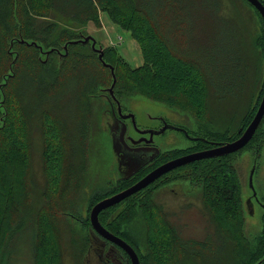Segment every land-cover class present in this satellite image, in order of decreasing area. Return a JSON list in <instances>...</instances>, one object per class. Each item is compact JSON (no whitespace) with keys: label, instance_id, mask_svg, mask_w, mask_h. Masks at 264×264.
I'll use <instances>...</instances> for the list:
<instances>
[{"label":"trees","instance_id":"16d2710c","mask_svg":"<svg viewBox=\"0 0 264 264\" xmlns=\"http://www.w3.org/2000/svg\"><path fill=\"white\" fill-rule=\"evenodd\" d=\"M54 1L56 0H0V264H4L10 258L7 241L15 233V229L22 225L19 209L22 207L25 191L28 160L26 142L30 139V130L26 133L25 125L26 122L28 124L26 97L30 93V98L35 101V97H53L61 93L59 92L61 90L71 88L74 91L76 101L73 100V104L77 109L75 118L78 126L76 130L79 132V144L86 153V160L80 163L81 173L87 171L88 161L93 155L90 146L96 129L91 120L93 118L96 120L97 111L99 113L104 106H108L105 101L104 103L98 101L101 91L112 82L110 69L98 59V53L92 49L91 41L70 43L86 34L75 29L57 30V23L53 20L40 21L47 18L55 8L57 4ZM66 1H69L68 3L76 1L77 4H74L77 7L82 5L80 9L82 13L93 11L94 4L91 0ZM203 1L212 5L211 1L221 0ZM97 2L99 9L105 12L111 21L130 31L142 54L143 63L133 67L113 46L102 47L104 61L114 68L116 81L113 91L117 99L121 102L128 96H143L199 118L200 110L212 96L209 95L204 74L199 69L201 66L194 63V60L198 59V51L191 50L190 35L194 19L189 2L187 0H97ZM218 9L220 8L216 7L217 11ZM254 11L261 21V32L257 41L256 38H252V44L264 51V21L258 12ZM219 15L223 18L222 13ZM92 20L98 23L94 13ZM86 21L78 23L83 24ZM98 45L101 44L97 43L96 46ZM178 46L182 47L180 55L176 54ZM28 50L32 53L31 56L24 57L30 61L29 68L33 71L27 70L28 77L24 78L19 66L23 62L24 52L27 53ZM208 63L205 61L202 64ZM25 88H28V91H25ZM263 92L264 80L256 95V104ZM71 96L73 98L72 94ZM250 96H254L253 91L250 92ZM77 97L80 99L79 102ZM42 103L43 99L39 119L43 139V169L49 185H54L58 180L62 187L65 172L69 175L78 173L75 166L65 163L70 148L67 135L69 127L63 126L64 123L52 115L51 106L41 107ZM256 104L249 112L245 110V114L239 118L241 124L235 133L217 136L219 140L211 134H204L203 137L215 138L217 141H231L237 138L252 119ZM99 120L100 117L98 122ZM263 121L264 117L249 142L240 150L195 160L171 170L158 184H151L135 196L131 195L123 200L130 203L123 211H112L110 216L106 212L109 208L100 211L99 221L106 219H103V214L109 218L107 225L127 237L139 257L140 264H168L175 259L173 250H176L178 243L174 239L173 225L160 215L162 207L155 204L154 192L159 187L171 183L185 182L190 185L189 187L197 186L199 189L201 200L219 239L214 240L209 234L202 240L182 239L180 244L185 243L189 247L193 245V250L197 248L201 250H195L193 253L186 250L175 260L195 258L197 252L209 249L215 255L220 252L222 246H225L229 251L225 259L218 264H264V197L261 203L262 233L259 234L258 240L251 244L243 232L245 209L238 174L232 162L237 153L250 147L259 155L264 145ZM206 146L205 142L196 140L192 142L190 150L207 149ZM188 151L189 149L163 151L159 158L165 160ZM67 160L71 162L69 157ZM145 172L142 171L135 180ZM129 184L131 183L114 185L111 188L97 187L95 194L88 199L86 215L81 221L83 233L78 234L83 256L90 246L89 209L101 198L116 193ZM71 191L80 192L77 186L72 187ZM144 192L147 200L140 203L139 197L143 196ZM64 198L59 200L60 210L69 208V205L73 206L70 201L66 206ZM62 202L65 204L62 205ZM130 207L134 209V213L139 212L138 220L142 218L143 237L141 233L132 232L126 226L130 220L127 215ZM66 215L64 221L68 224L69 218L75 219L71 212ZM30 232L36 238L35 247L33 245L35 253L33 264H61V242L49 212L45 210L43 213H37ZM195 261L200 263V260Z\"/></svg>","mask_w":264,"mask_h":264},{"label":"rangeland","instance_id":"374dc122","mask_svg":"<svg viewBox=\"0 0 264 264\" xmlns=\"http://www.w3.org/2000/svg\"><path fill=\"white\" fill-rule=\"evenodd\" d=\"M91 1L94 4L93 11L85 14L80 12L82 5L77 7L74 4H77L76 1L68 3L69 1L66 0H56L54 1L57 4L55 8L47 18L40 19V21L49 22L53 20L57 23V30H63V28L75 29L83 32V34L91 35L96 44H101L102 47L113 46L118 54L133 67L141 65L143 63L141 50L137 41L131 36L130 31L111 21L107 14L99 9L97 0ZM231 1H211L213 3L209 5L203 0H187L188 5L192 6L189 10L194 19H192L194 24L190 35L191 50L192 52L194 50L198 51V59L196 58L197 60H194V63L201 66L199 69L204 74L209 95L212 96L206 106L200 110L199 118L191 113H184L180 109L143 96H128L122 99V105H127L133 110L143 107L153 112L160 111L162 114L173 113L177 117L186 115L194 121L202 120L204 124H185L188 131L190 133L199 132L200 135L211 134L218 140L217 136L221 137L235 133L241 124L239 118L246 111L249 112L250 108L256 104V95L264 80V51L259 46L256 47L252 44V38H256L257 41L261 32V21L255 13V9L248 3L243 4L239 0ZM216 7L220 9L217 11ZM218 12L223 14V18L219 17ZM93 13L96 15L98 23L92 20ZM82 18L85 19L80 22L87 21L79 24V20ZM180 48L182 49V47ZM180 48L177 47L176 54L181 52ZM31 54L28 50L27 53L24 52L23 57L26 55L30 57ZM205 61L209 62L208 65L202 64ZM19 67L23 71L24 78L28 77L27 70L29 72L33 71L29 68L30 61L27 57H24ZM25 91H28V88H25ZM63 91L64 93H62ZM251 91L254 92V96H250ZM59 92L61 93L49 98H44V96L35 97L36 102L30 98L28 92L29 95L25 100V109L27 108L26 112L28 113V124L27 122L25 124L26 133L30 130V139H27L26 142L28 160L25 173V191L23 192L22 207L19 209L21 212L19 218L22 225L20 228L15 229V233L7 241L11 254L4 264H33L35 254L33 245L35 247L36 238L33 237L30 231L33 222L35 223L37 213H43L45 210L49 212L61 242V264H97V257L93 251H91L88 261L85 262L84 256L86 253L84 251V256L81 254L82 249L78 243V234L83 233L81 221L86 215L88 199L92 194H95L97 187L111 188L118 185L116 167L113 165L111 151L112 135L110 128L107 127L108 124L102 123L103 118L100 117L102 116V110L99 113L97 111V119L93 118L91 120V124L96 129L92 135L90 146L93 155L88 161L87 171L81 173L80 163L86 160V153L79 144V132L77 133L76 130L78 129L75 118L77 109L73 104V100L76 101V98H74V91L71 88ZM42 99L44 103L41 107L51 106L52 115L64 123L63 126L68 125L69 127L67 135L70 140V148L65 163L75 166L78 173L77 175H69L65 172L62 187L58 184V180L54 185H49L43 169V139L39 123ZM77 101H80L79 97H77ZM98 102L104 103L102 99ZM98 102H95V104H98ZM259 102L256 104L257 106ZM189 107L191 108V106ZM99 117L101 120L98 122ZM137 122L140 123V120L137 119ZM136 125L140 129L158 127V124ZM154 142L163 151L171 148H182L191 143L181 132L170 129L154 135ZM97 149L98 152L96 153ZM68 157L71 162L67 160ZM232 162L238 174L245 209L243 232L252 244L258 240L263 229L261 203L264 197V145L259 155L254 152L253 147H250L237 153ZM251 170H253L252 184L255 196L248 182ZM74 186H77L80 192L71 191ZM189 186L185 182L171 183L163 187L154 198L155 204L162 207L160 215L173 225L174 239L178 243L176 250H173L175 259L186 250L192 253L195 250H201L200 248L193 250V245L189 247L185 243L180 244L182 239L202 240L207 234L212 236L214 240L219 239L215 226L203 205L199 189L197 186ZM63 197H65L66 206L69 205V201L73 203V206L69 205V208L60 210L61 207L58 206V203ZM146 200V193L144 192V195L140 196L138 201L143 203ZM64 204L62 202V205ZM124 209L119 210L123 211ZM133 210L132 207L128 208L127 215L130 220L126 226L132 232L141 233L142 235L144 234V223L142 218L138 220L139 212L134 213ZM68 212H71L75 218L72 220L68 217L69 224L64 221ZM71 230L75 232L73 233ZM209 250L197 252L195 258L188 257L180 261L173 259L168 264H198L195 259L200 260L199 264H218L225 259L229 248L222 246L220 252L215 255L212 250Z\"/></svg>","mask_w":264,"mask_h":264},{"label":"flooded vegetation","instance_id":"af4514ba","mask_svg":"<svg viewBox=\"0 0 264 264\" xmlns=\"http://www.w3.org/2000/svg\"><path fill=\"white\" fill-rule=\"evenodd\" d=\"M238 1V0H237ZM243 4L248 3L251 5L257 12L258 10L247 0H239ZM263 4L264 1L260 0ZM260 15V13L258 12ZM262 18V17H261ZM100 99L102 101L106 102L108 106H104L102 109V117L103 118V124H108L107 127L112 128L113 132H110L111 134H114V142L112 140L111 142V151H112V157H113V165L116 167V179L117 184H129L132 185L134 182L139 180L141 177H143L146 173L154 169L155 167L159 166L160 164L174 159L178 156L185 155L197 150H190L192 147V142L196 140H201L206 143L205 148H210L216 145L217 142H225L226 140L217 141L210 138H204L203 135H200L199 132H196V134L190 133L186 127L185 124H204L202 120L194 121L188 116H175L173 113H160V111H150L146 108H140L138 110H133L131 107H128L127 105H122V102H120L117 97L115 98L120 103V112L118 111V105L115 99H113L107 90L101 91ZM107 121H106V120ZM137 119L140 120V123L137 122ZM101 123V122H100ZM122 124H125L126 130L124 133V139L119 140L118 133H120ZM136 124H158V127H155L154 131H159L164 126H168L164 129L166 131L167 129L175 130L181 132L191 143L190 145H186L182 148H171L170 150H164V151H172L175 149H189L188 152H183L180 155L174 156V157H168L165 160H160V154L163 152L157 144L154 142V135L159 134L155 133L153 136H150L149 132L142 133L141 130H148L147 129H140L137 127ZM162 131V132H164ZM161 132V133H162ZM152 138V139H151ZM196 138V139H194ZM157 147L160 152L157 156H154V148ZM188 164V163H186ZM185 165V164H184ZM183 166V165H180ZM178 166V167H180ZM176 167V168H178ZM174 168V169H176ZM173 170V169H172ZM142 171H146L139 179V174ZM169 172L164 173L160 177H158L154 182L151 184H158L161 180H163L165 177L169 175ZM150 184V185H151ZM149 186V185H148ZM147 186V187H148ZM128 187V186H127ZM125 187V188H127ZM147 187L143 188L140 191H143ZM165 187H159L156 192H154V198L159 194L160 190ZM124 189V188H123ZM121 189V190H123ZM119 190V191H121ZM117 191V192H119ZM140 191L136 192L139 193ZM114 194V193H112ZM110 194V195H112ZM107 195V196H110ZM105 196V197H107ZM131 196V195H130ZM129 196V197H130ZM104 198V197H103ZM128 198V197H127ZM102 199V198H101ZM126 199V198H125ZM124 199V200H125ZM130 203L126 201H120L119 203L108 207L109 209L106 210V212L109 213V216L111 215L112 211L124 209L125 207H128ZM106 218L104 221H101V224L112 234L122 238L127 243H129L127 237L121 235L118 231L110 227V225H107L109 222V218L105 217L103 214V219ZM89 231V241L90 246L87 249V252L85 254V262L88 261L89 255L91 251L95 254L97 257V264H131L129 255L127 252L119 245L114 243L113 241L107 239L106 237L98 234L96 231L92 230V228H88ZM130 244V243H129ZM131 245V244H130ZM132 246V245H131ZM133 247V246H132Z\"/></svg>","mask_w":264,"mask_h":264},{"label":"water","instance_id":"95a60500","mask_svg":"<svg viewBox=\"0 0 264 264\" xmlns=\"http://www.w3.org/2000/svg\"><path fill=\"white\" fill-rule=\"evenodd\" d=\"M250 2L260 13V16L262 17L264 21V4L260 0H247ZM87 41H91V47L93 50H95L98 53V59L101 61V63L108 67L110 69L111 75H112V82L109 87L106 88L107 92L109 95L116 100L117 105H118V111L120 112V103L119 101L115 98V94L113 91V87L116 81V76L114 73V68L111 64L106 63L103 59V48L101 45L96 46V41L91 35H83L80 39L78 40H73L70 41V43H86ZM66 45H64V48H66ZM264 117V92L261 96L260 102L257 106V109L248 123V125L242 130L240 135L231 140V141H225V142H217L215 146L203 149V150H198L194 151L185 155L178 156L174 159L168 160L159 166L155 167L148 173H146L143 177H141L139 180L134 182L132 185L128 186L127 188H124L123 190L116 192L110 196L104 197L100 200H98L90 209L89 211V222H90V227L92 230L96 231L98 234L106 237L107 239L113 241L117 245L121 246L129 255L130 262L131 264H140L139 257L134 250V248L127 243L125 240L122 238L112 234L109 232L99 221L98 219V214L100 211L113 206L120 201L124 200L125 198L129 197L132 194H135L136 192L142 190L143 188L147 187L150 185L152 182H154L158 177L163 175L164 173L180 166L184 165L186 163L193 162L195 160H200V159H205V158H211V157H216V156H222L226 154H230L233 152H236L243 148L251 139L253 134L255 133L256 129L260 125V122L262 121ZM135 125V124H134ZM136 126V125H135ZM168 126L162 127L161 130L159 131H154L152 129L148 130H141L142 133L144 132H149L150 136H153L155 133H161L164 131L165 128ZM126 130L125 124H122L120 133H118V138L119 140L124 139V133ZM110 131L113 132V129L110 128ZM112 135V140L114 142V134ZM152 139V138H151ZM196 139V138H194ZM160 150L155 147L154 148V156H157L159 154ZM252 175H253V170H251L249 177H248V182L250 187L253 189V184H252ZM253 195L255 196V191L253 189Z\"/></svg>","mask_w":264,"mask_h":264}]
</instances>
